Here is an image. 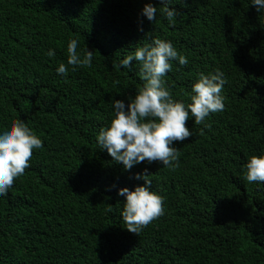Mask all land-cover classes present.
<instances>
[{
	"label": "trees",
	"instance_id": "1",
	"mask_svg": "<svg viewBox=\"0 0 264 264\" xmlns=\"http://www.w3.org/2000/svg\"><path fill=\"white\" fill-rule=\"evenodd\" d=\"M161 0H0V125L22 118L42 138L30 167L0 196V264H264V183L244 179L264 150V12L250 0H179L177 23L142 9ZM189 59L165 79L189 100L198 73L221 69L225 109L193 119L175 167L126 170L96 136L143 86L139 62L119 60L155 37ZM93 50L91 67L65 78L67 45ZM49 48L56 50L48 57ZM71 69V65H69ZM165 196V214L139 234L122 217L118 189L143 184Z\"/></svg>",
	"mask_w": 264,
	"mask_h": 264
},
{
	"label": "clouds",
	"instance_id": "2",
	"mask_svg": "<svg viewBox=\"0 0 264 264\" xmlns=\"http://www.w3.org/2000/svg\"><path fill=\"white\" fill-rule=\"evenodd\" d=\"M178 0H161L162 8L151 2L146 3L142 13L149 21L157 19V12L170 26L177 23L179 11L174 5ZM184 3V0H179ZM258 12H264V0H250ZM78 38H72L67 45V63H60L56 72L65 78L77 67H91L93 50L86 46L78 50ZM48 57H55L56 50L49 48ZM133 60L139 62V76L143 81L134 97L126 103L113 99V115L107 126L101 127L96 136L100 148L106 149L114 161L121 162L126 170L148 161L161 162L164 166L175 167L179 163L180 151L177 141H185L193 135L187 121L194 118L198 125L209 127L208 118L225 109L223 90L227 78L217 68L214 72L198 73L191 85L189 100L177 99L165 77L173 69V61L187 65L189 59L173 42L159 36L143 43L119 60L123 69H132ZM71 65V69L69 68ZM44 142L22 118H12L6 125H0V196L8 194L17 178L29 168L33 151L42 149ZM244 179L249 183H264V150L253 154L245 164ZM147 174H136L143 179L134 189L121 187L118 195L124 197L122 217L126 228L139 235L145 227L165 214V196L153 189Z\"/></svg>",
	"mask_w": 264,
	"mask_h": 264
}]
</instances>
